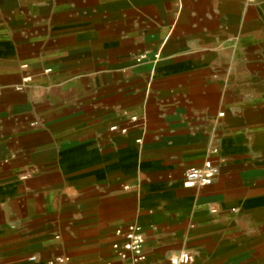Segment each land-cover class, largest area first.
Wrapping results in <instances>:
<instances>
[{
	"label": "crops",
	"instance_id": "obj_1",
	"mask_svg": "<svg viewBox=\"0 0 264 264\" xmlns=\"http://www.w3.org/2000/svg\"><path fill=\"white\" fill-rule=\"evenodd\" d=\"M131 223L142 264H264V0H0V264Z\"/></svg>",
	"mask_w": 264,
	"mask_h": 264
},
{
	"label": "built area",
	"instance_id": "obj_2",
	"mask_svg": "<svg viewBox=\"0 0 264 264\" xmlns=\"http://www.w3.org/2000/svg\"><path fill=\"white\" fill-rule=\"evenodd\" d=\"M222 114V113H221ZM112 128H116L113 126ZM126 129L123 128L122 132ZM218 173V166L210 159L202 166L189 167L184 173V186H205L210 184ZM117 239L111 244V253L105 258V264H142L146 257L144 233L135 224H127L124 228H116ZM36 256H28L29 261L36 260ZM194 257L191 251L184 249L170 255L165 264H192ZM67 257H55L47 260V264H66Z\"/></svg>",
	"mask_w": 264,
	"mask_h": 264
}]
</instances>
